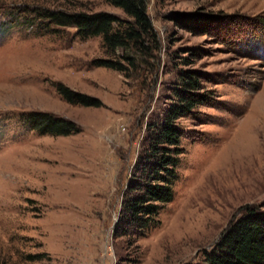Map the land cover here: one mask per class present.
I'll return each mask as SVG.
<instances>
[{
    "label": "rangeland",
    "instance_id": "rangeland-1",
    "mask_svg": "<svg viewBox=\"0 0 264 264\" xmlns=\"http://www.w3.org/2000/svg\"><path fill=\"white\" fill-rule=\"evenodd\" d=\"M156 46L139 71L100 35L51 22L52 10L130 19L105 0H0V264H204L245 204L264 198V0H144ZM123 63V62H122ZM184 164L158 222L127 240L112 225L146 133L179 101ZM135 72V74L133 73ZM83 94L87 104L67 100ZM74 99V97H72ZM69 121L40 132L28 117ZM69 129V130H68Z\"/></svg>",
    "mask_w": 264,
    "mask_h": 264
},
{
    "label": "trees",
    "instance_id": "trees-1",
    "mask_svg": "<svg viewBox=\"0 0 264 264\" xmlns=\"http://www.w3.org/2000/svg\"><path fill=\"white\" fill-rule=\"evenodd\" d=\"M105 1L119 7L130 19L121 22L116 14L105 10H52L46 17L56 24L74 26L75 34L80 37L100 35L106 51L114 54L117 60L102 58L96 64L119 71L126 67L139 71L149 62L156 46L145 43V37L154 39V32L145 12L144 0ZM198 87L193 70L185 69L179 87V101L168 103L157 119L146 123L142 145L121 190L112 225L115 236L122 235L130 240L142 235L158 222V212L172 198L173 184L184 164L175 119L188 112L199 100L197 95L201 98ZM71 94L65 93V98L84 104L90 102L83 94ZM27 121L40 132L50 133H67V126L71 125L69 121L51 118L47 114L32 115ZM203 261L204 264H264V198L260 203L242 207L221 230L214 245L203 251Z\"/></svg>",
    "mask_w": 264,
    "mask_h": 264
}]
</instances>
